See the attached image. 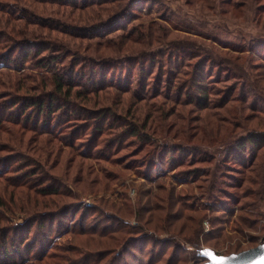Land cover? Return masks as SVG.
Returning a JSON list of instances; mask_svg holds the SVG:
<instances>
[{"label": "rangeland", "instance_id": "rangeland-1", "mask_svg": "<svg viewBox=\"0 0 264 264\" xmlns=\"http://www.w3.org/2000/svg\"><path fill=\"white\" fill-rule=\"evenodd\" d=\"M1 204L13 255L90 254L79 225L115 264L264 243V0H0Z\"/></svg>", "mask_w": 264, "mask_h": 264}, {"label": "trees", "instance_id": "trees-1", "mask_svg": "<svg viewBox=\"0 0 264 264\" xmlns=\"http://www.w3.org/2000/svg\"><path fill=\"white\" fill-rule=\"evenodd\" d=\"M59 87V86H57ZM60 90V89H59ZM34 105H36L40 112H42V104H39L37 101H35ZM51 107V106H49ZM35 175V172L32 171L30 174L23 175L22 177H28ZM12 181H15V179H12ZM12 186H20V183H12ZM42 196H57L58 190L57 189H49V191L43 189L40 191ZM12 195L10 198V202L14 204V199H12ZM0 207L7 208L4 204H1ZM36 205V203H35ZM42 205V204H41ZM14 207L17 208L14 204ZM7 210H10L7 208ZM23 211H27L26 209H21ZM11 211V210H10ZM1 219V217H0ZM74 223V221H73ZM39 225V224H37ZM39 227V226H38ZM76 229L72 230H64L63 233H60L56 237H61L63 235L67 234H73L72 237H79V236H86L91 235V238L94 239V237H98L99 240H96L95 248L97 250L89 252L90 254L83 253L78 249L79 247L77 245H72L71 241L69 243L62 245L60 243H57L56 241H53L52 239L49 240L47 237L42 238V243L37 248L36 252L32 253V251L35 249L34 242H24L21 241L18 243L23 247L24 254H20V252H17V250L14 251V255L10 250H0V256L4 257L7 260V263L10 264H115L116 259L115 257L112 258L110 255L114 252L115 249H119V246L122 247L124 243H127V241H124L123 238H110L107 237L106 234H99L97 235L95 231H88L82 228V226L79 225V228L76 232H74ZM116 232H119L118 234L124 235L126 232L124 230H116ZM2 231H0V237L1 239H4V233L3 235ZM61 235V236H60ZM6 236V234H5ZM44 239H46V243L44 242ZM48 239V240H47ZM45 243V244H43ZM2 245V244H1ZM125 253V250H122V254ZM23 256V257H21ZM25 257V258H24ZM1 259V258H0Z\"/></svg>", "mask_w": 264, "mask_h": 264}, {"label": "water", "instance_id": "water-1", "mask_svg": "<svg viewBox=\"0 0 264 264\" xmlns=\"http://www.w3.org/2000/svg\"><path fill=\"white\" fill-rule=\"evenodd\" d=\"M202 264H264V243L241 252L218 255L212 249L199 251Z\"/></svg>", "mask_w": 264, "mask_h": 264}]
</instances>
